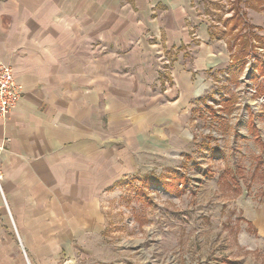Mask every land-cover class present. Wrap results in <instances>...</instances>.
I'll use <instances>...</instances> for the list:
<instances>
[{
	"label": "crops",
	"instance_id": "0c3cea01",
	"mask_svg": "<svg viewBox=\"0 0 264 264\" xmlns=\"http://www.w3.org/2000/svg\"><path fill=\"white\" fill-rule=\"evenodd\" d=\"M262 6L239 5L256 21ZM204 7L0 0V62L23 86L0 117L2 186L34 264H59L96 238L109 191L192 146L195 105L233 53ZM14 232L0 196V264H25Z\"/></svg>",
	"mask_w": 264,
	"mask_h": 264
},
{
	"label": "rangeland",
	"instance_id": "374dc122",
	"mask_svg": "<svg viewBox=\"0 0 264 264\" xmlns=\"http://www.w3.org/2000/svg\"><path fill=\"white\" fill-rule=\"evenodd\" d=\"M202 1L233 53L195 105L192 146L119 182L103 231L59 264H264V12L239 9L264 0ZM233 10L234 32L222 26Z\"/></svg>",
	"mask_w": 264,
	"mask_h": 264
},
{
	"label": "built area",
	"instance_id": "2783aa9c",
	"mask_svg": "<svg viewBox=\"0 0 264 264\" xmlns=\"http://www.w3.org/2000/svg\"><path fill=\"white\" fill-rule=\"evenodd\" d=\"M23 86L15 78L12 67L0 62V117L6 118L22 97ZM4 174L0 168V195L7 207L3 192ZM10 214V213H9Z\"/></svg>",
	"mask_w": 264,
	"mask_h": 264
},
{
	"label": "trees",
	"instance_id": "16d2710c",
	"mask_svg": "<svg viewBox=\"0 0 264 264\" xmlns=\"http://www.w3.org/2000/svg\"><path fill=\"white\" fill-rule=\"evenodd\" d=\"M239 3H241V0H239ZM239 9H240V7H239ZM242 20L243 19L241 18L240 13H236V11H235V14H234V16L232 18V21H231V30H232V32H234L236 29H240L241 24L243 22ZM244 51H245V49H244Z\"/></svg>",
	"mask_w": 264,
	"mask_h": 264
}]
</instances>
